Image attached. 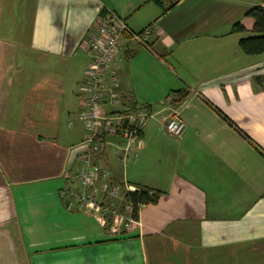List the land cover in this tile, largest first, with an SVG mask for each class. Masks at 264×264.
<instances>
[{"label": "crops", "instance_id": "1", "mask_svg": "<svg viewBox=\"0 0 264 264\" xmlns=\"http://www.w3.org/2000/svg\"><path fill=\"white\" fill-rule=\"evenodd\" d=\"M258 5L0 0V264H264V54H243L247 34L232 32ZM101 11L133 32L153 29L147 47L125 40L118 76L155 118L136 152L110 137L99 156L112 184L163 193L128 228L60 196L79 189L66 179L84 137L90 63L79 44ZM171 109L185 124L179 139L161 128Z\"/></svg>", "mask_w": 264, "mask_h": 264}, {"label": "built area", "instance_id": "2", "mask_svg": "<svg viewBox=\"0 0 264 264\" xmlns=\"http://www.w3.org/2000/svg\"><path fill=\"white\" fill-rule=\"evenodd\" d=\"M152 34L151 27L133 32L121 18L108 12L96 20L93 30L79 44L90 63L79 89V119L83 123L84 137L79 145L77 165L66 173V179H74L79 189H61L60 196L74 202L80 210L94 213L103 226L109 218L121 219L125 228L136 224V220L128 216L131 208L124 198L127 192L134 190L112 184L110 171L99 165V156L110 137H118L125 152H136L141 146V132L148 121L155 118V114L125 97L120 91L118 76V57L125 40L147 47ZM172 100V96H167L165 104H172ZM101 105L113 110L101 114ZM160 124L165 134L176 139L185 131L176 110L171 109Z\"/></svg>", "mask_w": 264, "mask_h": 264}, {"label": "trees", "instance_id": "3", "mask_svg": "<svg viewBox=\"0 0 264 264\" xmlns=\"http://www.w3.org/2000/svg\"><path fill=\"white\" fill-rule=\"evenodd\" d=\"M100 14L104 15V11H101ZM232 32L247 34L238 41V48L243 54L248 56L264 54V0H259L258 6L250 8L246 12L244 20L233 25ZM257 81L259 85L263 87L260 79ZM184 96L185 95H181L175 101L172 100V102L180 103L185 98ZM229 123L234 126L231 122ZM236 130L247 139L242 131L237 128ZM162 194L161 191L151 190L145 187H138V189L133 192H127L124 198L131 208L128 216L133 220H137L139 207L142 205L156 204ZM120 211H123L122 207ZM111 220L112 218H109L107 224L110 223Z\"/></svg>", "mask_w": 264, "mask_h": 264}, {"label": "rangeland", "instance_id": "4", "mask_svg": "<svg viewBox=\"0 0 264 264\" xmlns=\"http://www.w3.org/2000/svg\"><path fill=\"white\" fill-rule=\"evenodd\" d=\"M120 221H121L122 225L124 226V222L122 220H120Z\"/></svg>", "mask_w": 264, "mask_h": 264}]
</instances>
